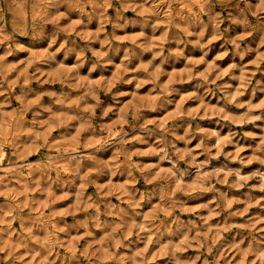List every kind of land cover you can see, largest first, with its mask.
<instances>
[{"label":"clouds","instance_id":"obj_1","mask_svg":"<svg viewBox=\"0 0 264 264\" xmlns=\"http://www.w3.org/2000/svg\"><path fill=\"white\" fill-rule=\"evenodd\" d=\"M0 264H264V0H0Z\"/></svg>","mask_w":264,"mask_h":264}]
</instances>
